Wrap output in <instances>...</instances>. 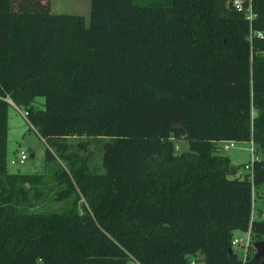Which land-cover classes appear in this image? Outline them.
<instances>
[{
    "label": "trees",
    "instance_id": "1",
    "mask_svg": "<svg viewBox=\"0 0 264 264\" xmlns=\"http://www.w3.org/2000/svg\"><path fill=\"white\" fill-rule=\"evenodd\" d=\"M225 1L90 0L87 25L49 0H0V264H264L231 246L264 159L235 176L216 151H264V0ZM7 98L47 144V178L6 171ZM53 183L69 206L35 211Z\"/></svg>",
    "mask_w": 264,
    "mask_h": 264
},
{
    "label": "rangeland",
    "instance_id": "2",
    "mask_svg": "<svg viewBox=\"0 0 264 264\" xmlns=\"http://www.w3.org/2000/svg\"><path fill=\"white\" fill-rule=\"evenodd\" d=\"M230 2L235 9H241V0H228L224 3L229 6ZM49 3L50 8H52L54 13L85 14L86 24L88 25L90 22V0H50ZM8 103L10 107L8 109V130L6 137V171L12 173L42 175L47 178L52 171V166L45 164V150L47 144L39 137L36 130L26 120L24 109L15 106L10 101H8ZM43 104L44 97H36L34 105L42 109L44 108ZM70 140L74 143L78 139L71 138ZM172 141L175 154H182L189 149L188 140L185 138H174ZM89 149L91 152V168L96 169L100 164L99 149L92 143H90ZM20 150L25 152L27 159L22 164H11L10 160L15 158ZM216 151L222 155L227 154L231 163L234 166H237V171L234 174L235 176H241L247 173L244 164L248 163L250 160L251 142H236L235 147L227 151H218L216 147ZM254 154L259 158L264 159V151L255 150ZM98 172H103V169L101 168ZM54 189L56 190V188H54V183L45 187L43 201L35 202L34 204L33 208L35 211H58L69 206L68 201H57L54 199ZM257 209H264V184L253 188V214H257ZM233 236L244 237V233L240 230H235ZM233 249L241 257L242 249L240 247H235Z\"/></svg>",
    "mask_w": 264,
    "mask_h": 264
},
{
    "label": "built area",
    "instance_id": "3",
    "mask_svg": "<svg viewBox=\"0 0 264 264\" xmlns=\"http://www.w3.org/2000/svg\"><path fill=\"white\" fill-rule=\"evenodd\" d=\"M9 99V98H7ZM236 142L233 140H229V141H220L217 145V149L218 151H223V150H229L231 148L235 147ZM27 159V155L25 154V152L23 150H20L18 152V155L15 158H12L10 160L11 164L14 165H18V164H22L24 163V161ZM258 159V156H256L254 154V148H253V144L251 142V155H250V160L248 161V163L244 164V168L247 170L248 173H251L252 175V167H253V162ZM262 218H264V212L261 213L260 215ZM254 218V214L251 215L250 220H249V225L247 227V229L245 231H242L244 233V237H232L231 240V246L232 248L235 247H240L242 249V255H241V259L244 261L246 258V253H247V249L250 245H252L253 241H252V234H251V222ZM253 246V245H252ZM200 255L197 253V256H194L190 259L189 264H202L199 263L197 258H199Z\"/></svg>",
    "mask_w": 264,
    "mask_h": 264
},
{
    "label": "water",
    "instance_id": "4",
    "mask_svg": "<svg viewBox=\"0 0 264 264\" xmlns=\"http://www.w3.org/2000/svg\"><path fill=\"white\" fill-rule=\"evenodd\" d=\"M231 7H232V3L230 2L229 3V8H231ZM7 100L12 102L10 99H7ZM234 170L235 169H234V167L232 165L230 167V172L233 173ZM252 245H253V247L255 249L253 257L254 258H261L262 261H264V239H259V240L253 241ZM230 251H231V249H230Z\"/></svg>",
    "mask_w": 264,
    "mask_h": 264
},
{
    "label": "crops",
    "instance_id": "5",
    "mask_svg": "<svg viewBox=\"0 0 264 264\" xmlns=\"http://www.w3.org/2000/svg\"><path fill=\"white\" fill-rule=\"evenodd\" d=\"M49 2H50V0H49ZM51 9V11H52V8H50ZM53 12V11H52ZM90 12V11H89ZM81 15H83L84 17H85V14H81ZM259 210H262L263 212H264V209H257V211H259Z\"/></svg>",
    "mask_w": 264,
    "mask_h": 264
}]
</instances>
